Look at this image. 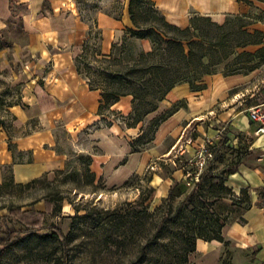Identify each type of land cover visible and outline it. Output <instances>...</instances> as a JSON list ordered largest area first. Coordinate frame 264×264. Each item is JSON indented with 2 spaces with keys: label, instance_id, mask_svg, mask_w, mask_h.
Listing matches in <instances>:
<instances>
[{
  "label": "crops",
  "instance_id": "0c3cea01",
  "mask_svg": "<svg viewBox=\"0 0 264 264\" xmlns=\"http://www.w3.org/2000/svg\"><path fill=\"white\" fill-rule=\"evenodd\" d=\"M150 1L165 21L179 27L189 25L193 15L222 23L230 15L264 11V0ZM129 8L130 0H0V34L15 12L26 35L23 50L38 61L22 102L13 106V124L0 126V183L7 176L15 183L27 182L63 167L69 157L85 154L93 180H101L104 187H123L133 176H144L152 188L150 199L156 202L182 180L177 154L192 155L206 136L234 148L244 145L258 152L256 160H241L226 183L236 193L248 188L252 205L243 213L245 222L225 225L223 235L240 250L258 247L256 255L264 263V209L256 203L257 190L264 185V166L259 163L264 132L255 133L244 98L253 97L255 87L264 90V75L253 81L261 69L205 74L199 88L185 81L173 85L146 117L166 115L149 143L134 150L131 142L141 128L126 122L132 113L131 96L122 95L101 109V91L91 88L75 66L92 31L99 52L108 54L125 29L135 27ZM248 29L264 33V19L253 20ZM137 40L142 50L151 49L149 38ZM222 252L221 241L197 238L193 264H219Z\"/></svg>",
  "mask_w": 264,
  "mask_h": 264
},
{
  "label": "rangeland",
  "instance_id": "374dc122",
  "mask_svg": "<svg viewBox=\"0 0 264 264\" xmlns=\"http://www.w3.org/2000/svg\"><path fill=\"white\" fill-rule=\"evenodd\" d=\"M136 9L140 23H152L167 35L184 38L183 49L153 34L157 39L156 52L143 54L137 38L125 33L105 58L99 55L96 31H92L77 56L76 65L79 75L87 83L99 86L107 98L110 91L131 92L134 113L126 122L136 123L134 119L140 118L137 122L142 136L139 145L151 138L160 115L148 119L147 112L161 101L169 84L205 72L245 70L251 64L261 69L253 81L257 83L264 75V51L251 60L238 56L242 49L237 44L257 38V35H248L242 27L248 19L231 17L225 26L219 27L196 17L189 31L183 33L163 25L147 0H139ZM253 16L264 18V11L258 9ZM25 42L21 20L13 12L0 34V126L3 128L13 124V106L22 102L26 83L38 65L23 50ZM248 85L254 88L252 83ZM255 90L253 97L244 96L249 106L262 103L264 98L261 86ZM191 132L194 131L191 129ZM213 148L216 157L209 162L214 174L229 170L235 161L253 164L252 159L256 160L258 155L244 145L234 148L213 141ZM174 159L179 166L183 157L177 154ZM259 163L264 166V158ZM210 181L218 182L217 178ZM191 188L182 183L175 186L171 206L176 207ZM150 195L151 187L144 176H133L127 186L104 187L101 180H93L85 154L69 157L63 167L27 182L7 179L0 185V236L7 229L28 226L42 229L6 249L0 256V264H61V243L52 233L51 225L59 226L67 235L69 264H178V244L169 242L174 241L172 230L175 228L157 237L154 235L150 213L164 200L154 202ZM105 210L114 212L107 216ZM236 216L235 212L231 214ZM255 248L240 250L230 239L219 264H264L254 253ZM194 258L190 254L188 264H193Z\"/></svg>",
  "mask_w": 264,
  "mask_h": 264
},
{
  "label": "trees",
  "instance_id": "16d2710c",
  "mask_svg": "<svg viewBox=\"0 0 264 264\" xmlns=\"http://www.w3.org/2000/svg\"><path fill=\"white\" fill-rule=\"evenodd\" d=\"M138 2L139 0H130L129 12L135 27L134 28L127 27L123 35L125 33L126 34L130 33L132 36L136 38H143V37L149 38L151 41V49L149 50L141 49L143 51V54H147V55H153L156 52L155 43L157 42V39L156 37H153V34H156L158 38L160 40H163L164 42L177 43L182 48L183 47L182 40L184 38L175 37L173 35H167L163 30L159 29L156 25L152 23L142 24L138 21V14L136 9V7H138ZM147 2L156 12V14L159 16V21L163 25L174 28L175 30L181 31L183 33L189 31L196 17L206 19L219 27L225 26L231 17H240V18L248 19L247 22L242 24V27H244L248 35L250 36L257 35V38L250 39L242 44L241 43L237 44L236 46L242 49V51L239 52L238 56L239 57L246 56L247 59L251 60L253 56H259L261 52L264 51V41H263L264 33L258 29H253V30L248 29V25L251 24L253 20L264 19V18L255 17L251 14H237V15L228 16L222 23H217L212 21L208 16L193 15L190 17L189 25L185 27H179L165 21L164 17L154 8L152 2L150 0H147ZM123 37L124 36H122L121 39H123ZM115 44L116 43L113 44L112 49L115 46ZM248 46L253 47V49L251 50L247 48ZM112 49L108 54H101L99 52V49L98 52L100 56L106 58L110 56ZM77 56L75 57V66L79 73L78 67L76 65ZM256 67H258L257 64H251L245 70L237 69L223 73L225 74H232L237 72L247 73L255 69ZM209 73H213V71L205 72L202 75L192 79L179 80L169 84L165 89L161 99L164 97L165 93L173 85L179 82H183V81L188 82L192 88L202 87V83H200V81L205 74H209ZM89 86L91 88H97L101 91V100H100L101 109L107 108L111 103L115 102L122 95H132L131 92L120 93L116 91H110L109 93L110 96L107 98V96L104 94L103 90L99 86H93L91 84H89ZM156 107H154L152 110H154ZM169 111H167V113ZM133 113H134V96L132 95V114ZM165 115L166 114L163 113L156 118L157 120L155 122L154 128L157 125V123L161 119H163ZM139 120L140 118H136L134 119V122L137 123ZM136 123H129V124H136ZM141 137H142L141 134H139L137 137H135L132 140L131 146L134 150H139L145 147L147 143H149V141L151 140L150 138L146 141H142L141 145H139V140L141 139ZM213 153L214 155L212 159L216 157L214 148H213ZM239 163L240 161L232 162L231 168L229 170L224 171V173L221 171L219 174H214L211 172L214 169L213 165L211 164V162H209V164L200 174L198 181H196V183L193 186H191L192 188L190 189V191L183 197V199L179 202V204L176 207L173 208L171 206L170 201L174 197L175 186L180 185V183L184 184L182 180L181 182L174 184L169 189L168 194L162 198L164 200V203L162 202L158 204L153 210V212L150 213V216H152L151 217L152 225L154 226L155 229L154 230L155 237L162 234L164 231L167 232L168 230L175 228L174 230H172L174 241L172 242L169 240V242L171 244H176V243L178 244V249H176L178 264H188V256L190 254H194L195 242L197 238H203L206 240L217 239L222 242L224 249V246L230 241V238H227L223 235V227L233 221L245 222L243 213L244 211L249 209L252 205L251 194L248 188H241L239 191L241 195H237L236 192L226 183L227 176L230 173L237 170V165ZM213 178H217L218 182L214 183L210 181ZM7 179L12 180L11 176H7L0 183V185L3 184ZM204 186H206L207 188L206 190L204 189ZM257 195H258V200L256 203L264 209V185L258 188ZM113 212L114 211L110 212L108 210L104 211L105 215L107 216L111 215ZM234 212L237 214V216L231 217V214ZM85 215H88V213H85ZM50 227L52 228V233L59 239L61 243L60 263L69 264L68 250L66 247L67 235L62 231V229L59 226L51 225ZM38 229H42V227L35 228L28 226L18 230L7 229L2 231L0 236V244L3 245V248L0 249V256L4 253L6 249L13 246L22 238L30 234L37 233ZM258 249L259 248L256 247L254 253H256Z\"/></svg>",
  "mask_w": 264,
  "mask_h": 264
},
{
  "label": "built area",
  "instance_id": "2783aa9c",
  "mask_svg": "<svg viewBox=\"0 0 264 264\" xmlns=\"http://www.w3.org/2000/svg\"><path fill=\"white\" fill-rule=\"evenodd\" d=\"M248 117L255 122V133L264 132V104H254L247 108ZM213 138L206 136L195 152L181 160L179 168L182 170V181L187 186H193L198 181L200 174L213 158Z\"/></svg>",
  "mask_w": 264,
  "mask_h": 264
}]
</instances>
